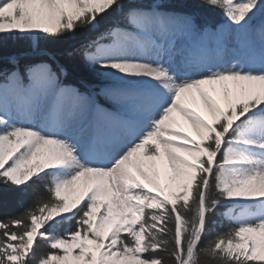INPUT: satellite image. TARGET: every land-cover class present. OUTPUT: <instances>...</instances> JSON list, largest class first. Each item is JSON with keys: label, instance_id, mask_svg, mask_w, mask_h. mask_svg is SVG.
<instances>
[{"label": "snow or ice", "instance_id": "1", "mask_svg": "<svg viewBox=\"0 0 264 264\" xmlns=\"http://www.w3.org/2000/svg\"><path fill=\"white\" fill-rule=\"evenodd\" d=\"M36 185L0 264H264V0H0V192Z\"/></svg>", "mask_w": 264, "mask_h": 264}, {"label": "trees", "instance_id": "2", "mask_svg": "<svg viewBox=\"0 0 264 264\" xmlns=\"http://www.w3.org/2000/svg\"><path fill=\"white\" fill-rule=\"evenodd\" d=\"M84 34H82L83 36ZM90 79L89 75L83 69H78L72 75L71 82L79 83L81 80ZM34 195H39L43 199L48 198V194L44 191L42 185H36L34 189L29 190L27 195H21L14 192H0V215L11 216L16 215L22 209L31 203ZM222 211H227L223 209ZM216 222L220 226L219 230L224 231L230 226V222L223 216H217ZM64 227H72V224H65ZM48 249L41 245L40 253H46Z\"/></svg>", "mask_w": 264, "mask_h": 264}, {"label": "bare ground", "instance_id": "3", "mask_svg": "<svg viewBox=\"0 0 264 264\" xmlns=\"http://www.w3.org/2000/svg\"><path fill=\"white\" fill-rule=\"evenodd\" d=\"M185 127H186V130L190 131V128H188V126H187V125H185Z\"/></svg>", "mask_w": 264, "mask_h": 264}]
</instances>
